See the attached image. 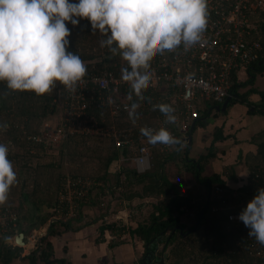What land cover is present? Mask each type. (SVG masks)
<instances>
[{"label": "trees", "instance_id": "trees-1", "mask_svg": "<svg viewBox=\"0 0 264 264\" xmlns=\"http://www.w3.org/2000/svg\"><path fill=\"white\" fill-rule=\"evenodd\" d=\"M68 27L72 33L69 37L71 44L68 50L82 58L88 69L87 74L101 69L105 63L108 69L118 72L117 66L113 65L117 57L110 52L106 57L101 56L96 32L93 33L87 19H80L79 25L75 26L68 23ZM247 69L249 73L247 79L237 81L236 73L233 76V96L230 104L238 101L244 103L250 93L257 91L261 95V102L254 105V113L264 114V91H258L253 87L239 92L240 87L254 83L257 71L264 70V55L259 56ZM55 97H59L56 86L51 93L36 95L33 91L10 90L5 81H0V123L8 125L6 130H0V143L9 147L8 158L13 163L18 179L8 194L7 202L0 205V208H7L14 215L13 222L17 223L16 228L9 233L1 232L0 229V264H14L19 257L18 250L5 244L10 235L18 232L27 233L32 227L37 226H46L50 234L48 235L46 231L43 236L39 256L33 253L25 257L30 258L32 262L40 260L48 264L53 252L52 236L88 225V222L84 221L86 207L93 205L102 210L101 213H106L103 211L107 209V205H103L102 197L115 194L120 197L116 198L121 202L118 207L124 205L122 202L124 198H156L148 214H140L138 225L128 229L132 236L143 240L145 245L167 228L171 232L177 225H181L184 228L183 232H187L195 226L204 210L195 231L184 236L177 230L168 240V245L172 244L169 256L173 257L174 264H180L185 259L191 264H263L260 258H254L249 254V228L240 220H230L229 213L231 211L240 213L257 194V183L252 177L258 168L262 170V179L259 183L264 184V140L258 143L259 159L251 170L248 181L239 187H233L228 184L223 173L203 175L205 166L210 164L211 158L215 155L214 141L228 137L224 134L222 126L216 127L209 152L201 155L195 162L189 163L196 182L206 187L205 197L192 204L190 200H186L179 186L169 180L166 172L169 160L183 158L179 154L162 152L155 148L152 168L145 173H138L128 166L130 161L119 160L120 157L129 154L128 150L117 148L111 139L101 135L68 133L59 146L44 137L42 141L34 140L33 135H43L49 130L46 126L48 120L59 113L60 106L53 102ZM147 109L146 107L142 112L143 123L148 121L146 116L144 118ZM202 109L201 117L208 115L209 107ZM88 112L98 119H105L102 124L106 125L111 121L108 109L104 106L90 108ZM141 141L150 143L147 138H142ZM123 177L127 184H122ZM87 179L91 182L86 181ZM215 185H221L226 194L231 196L236 194L238 203L236 208L213 210L214 207L221 205L217 194L211 193L208 197L209 191ZM202 193L197 194L199 196ZM208 198L209 204L205 208ZM73 212L76 214L71 217ZM101 213L96 216H103ZM105 230L120 233L110 242L111 247L128 237V230H125L123 224L112 222L100 225V240L105 239Z\"/></svg>", "mask_w": 264, "mask_h": 264}, {"label": "clouds", "instance_id": "clouds-1", "mask_svg": "<svg viewBox=\"0 0 264 264\" xmlns=\"http://www.w3.org/2000/svg\"><path fill=\"white\" fill-rule=\"evenodd\" d=\"M80 19L90 22L93 33L98 30L106 36L101 47L126 61L121 78L131 87L129 99L134 94L143 101L151 82V61L166 51L181 46L188 51L202 42L209 6L208 0H0V81L10 90L36 95L51 93L59 82L75 93L88 69L79 55L68 50L72 34L68 23L79 25ZM139 106L131 104L133 122L138 119ZM157 109L166 123H175L172 105H153V110ZM7 127L0 123V130ZM140 131L153 145L179 146L177 151L183 147L166 127H143ZM8 157L9 147L0 143V205L7 202L18 182ZM238 219L249 228V236L264 245V187Z\"/></svg>", "mask_w": 264, "mask_h": 264}, {"label": "built area", "instance_id": "built-area-1", "mask_svg": "<svg viewBox=\"0 0 264 264\" xmlns=\"http://www.w3.org/2000/svg\"><path fill=\"white\" fill-rule=\"evenodd\" d=\"M208 6L209 22L202 42L188 51H184L183 46L174 52L166 51L151 61V82L144 92L143 101H139L134 94L129 99L131 87L121 78V69L127 67V63L119 55H116L118 59L115 58L113 62L118 72L108 69L105 63L101 69L88 73L79 82L75 93L67 91L57 82L59 97H55L53 102L61 106L60 119L54 129L46 124L50 131L53 130L55 139L67 135L71 130L107 137L117 148L128 150L129 154L119 160L130 161L133 166L129 167L138 173L149 171L153 165L154 146L146 141L141 142L142 138L146 139L140 131L143 127L157 130L161 127L168 128L183 142V147L177 151L179 146L155 144L156 148L176 155L182 153L190 122L201 117L200 108L209 102L221 103L232 97L234 74L243 67L248 68L259 56L264 55V0H208ZM96 39L101 56L106 57L110 51L100 44L106 36L97 30ZM132 103L140 105L135 122L129 116ZM160 103L173 106L175 123H166L164 114L158 109L153 110V105ZM100 106L108 109L111 118L106 125L102 124L105 119H98L88 112L90 108ZM146 107L150 108L144 114L148 121L143 123L142 112ZM48 134L51 132L33 135L32 138L42 141ZM252 179L257 183V190L264 187L263 183H259L262 179L260 168L254 171ZM214 189L221 205L213 210L237 207L236 194H226L221 185H215ZM239 214L231 211L229 219L238 221ZM13 220L15 217L7 208H0L1 232L9 233L14 230L17 223ZM28 239L32 241V249L37 247V233L29 234ZM249 240V254L260 258L264 264V245L254 237Z\"/></svg>", "mask_w": 264, "mask_h": 264}, {"label": "crops", "instance_id": "crops-1", "mask_svg": "<svg viewBox=\"0 0 264 264\" xmlns=\"http://www.w3.org/2000/svg\"><path fill=\"white\" fill-rule=\"evenodd\" d=\"M248 74V69L243 67L236 73L238 77L236 80H245L249 76ZM256 74L254 83L240 87L239 92L247 91L253 87L258 91H264V71L261 73L257 71ZM260 100L261 95L257 91H254L249 94L248 100L244 103L238 101L230 104V101L224 111L218 109L222 107L224 101L221 103L211 102L207 106L209 107L208 115H204L198 120L190 122L185 143L186 153L181 158L183 162H180L178 166L172 163L173 160L177 161L178 159H172L167 162V165H170L167 166V170H171L170 173L167 172L169 180L179 186L181 193L187 201L190 200L192 204H195L205 197L206 187L196 182L195 175L189 163L198 160L199 157L196 156L205 155L209 152L214 139L215 129L219 126H222L224 134L228 135V137L224 140L214 141L215 155L211 158L210 165L207 164L205 166L203 175L208 176L213 172L223 173L224 178L228 180V184L233 187H239L248 181L250 172L256 166L259 159V156H257L258 143L264 140V114L254 113V105H258L261 102ZM203 108L206 107L204 106ZM150 117L152 120L154 119L152 115ZM190 134L192 138L189 137ZM193 148L195 153L190 155L189 152ZM154 160L153 158L152 161ZM231 174L232 176L230 177ZM189 176H193L191 181L188 180ZM198 192L203 193L198 196ZM122 202L124 205L118 207L121 204L119 200L116 198H107V212L99 217L96 216L92 205L87 206L84 211V221H87L88 225L78 230H68L62 234L52 236L53 252L52 257H50L51 263L49 264L138 263L140 257L145 252V243L138 237L132 236L128 229L135 228L138 225L139 215L143 214V212L147 214L153 202H156V198H124ZM112 222L118 223L119 225L123 224L125 230H128V237L113 247L110 246V242L118 237L119 232L105 230V239L100 240V225ZM42 229L43 226L36 227L30 233L35 232L38 234V248L40 247V238L41 240L43 239ZM46 231L49 235V228ZM123 232L125 231L123 230ZM25 235L28 240L27 246H32L31 239H28L29 234ZM10 239L9 237L5 241V244L14 247L16 244H8ZM17 239L19 240V237ZM17 239L15 243L18 241ZM28 249L30 248L28 247ZM37 251L38 253L40 252L39 250ZM22 256L19 253V257L14 264L23 261V264H45L40 260L32 262L30 258Z\"/></svg>", "mask_w": 264, "mask_h": 264}, {"label": "flooded vegetation", "instance_id": "flooded-vegetation-1", "mask_svg": "<svg viewBox=\"0 0 264 264\" xmlns=\"http://www.w3.org/2000/svg\"><path fill=\"white\" fill-rule=\"evenodd\" d=\"M209 192H211V193H213V194H216V192H215V189L212 187L211 188V190L209 191ZM210 193V194H211ZM210 196V195H209ZM208 200H209V198H208ZM207 200V201H208ZM209 204V203H208ZM204 211V210H203ZM75 212H73V213H71V217H74L75 216ZM178 226H181V225H177L175 228H173L172 230H171V232H170V229L169 228H167V230H165V231H163V232H161V233H159L155 238H156V240H155V243H153V244H151L152 242H153V240L150 242V243H147V244H149V247H147V244L145 245V252H144V254L140 257V259L139 260H141V258H143L146 254H147V252L148 253H156V256H155V259H154V263L153 264H159V262L163 259L164 261L163 262H165V261H167L169 258L168 257H170L169 256V250H170V247L172 246V244H169L168 245V240L177 232V230H179L183 235L186 233V232H183L184 231V228H183V226H181L182 227V229H183V231H181L179 228H178ZM193 229V228H192ZM191 230V229H190ZM189 231V230H188ZM187 231V232H188ZM22 233H24V232H22ZM24 234H26V233H24ZM13 236V235H12ZM19 236V234H16V239H17V237ZM185 236V235H184ZM39 237V236H38ZM23 241H24V243H18L17 241H16V245L14 246V247H12L14 250H18V253H20V254H22L23 256H29V255H31V254H33V253H35L37 256H39V254H40V252L38 253V251L37 250H39L40 251V248L41 247H35L34 249H32V246H27V244H28V240L26 239V237H25V235H24V237H23ZM153 245V246H152ZM28 247L30 248V249H28ZM27 248V249H26ZM26 249V250H25ZM22 256V257H23ZM51 259V258H50ZM49 263H51V260H49ZM48 263V264H49Z\"/></svg>", "mask_w": 264, "mask_h": 264}, {"label": "rangeland", "instance_id": "rangeland-1", "mask_svg": "<svg viewBox=\"0 0 264 264\" xmlns=\"http://www.w3.org/2000/svg\"><path fill=\"white\" fill-rule=\"evenodd\" d=\"M80 30V29H79ZM264 71V70H263ZM263 71H260L259 73H261V72H263ZM257 75V74H256ZM205 107H207L208 106V103L207 104H205L204 105ZM61 107V106H60ZM59 119H60V109H59V113H57L56 114V116H53V117H51L50 118V120H48V122H47V124H49V126H51L52 127V129H54L57 125H58V122H59ZM51 132V134H48L47 135V139H49V141H52L53 142V144L54 145H56V146H59L60 144H61V142H62V140H64L65 139V137L67 136V135H64V136H62V137H58L57 139H55V137H54V134H53V130L52 131H50V129L49 130H47V133H49V132ZM72 132H75L74 130H71V131H69L68 133H72ZM45 134V133H44ZM3 136H5V135H2V137ZM95 136V135H94ZM152 144V143H151ZM154 146V149L156 148V145H153ZM190 153V155H192V154H194L195 153V151H194V148L189 152ZM56 155L58 154V153H55ZM183 154H185V148H184V150H183V152L182 153H180L179 155H183ZM199 155V154H198ZM196 157H200V156H196ZM199 159V158H198ZM178 161V162H177ZM177 161H175V160H173L172 161V163L175 165V166H178V164L180 163V162H182L181 161V159H178ZM124 163V162H123ZM125 165L127 164V163H124ZM210 165V164H209ZM128 166H133V164L132 163H130V165L128 164ZM167 166H170L169 164L167 165ZM210 168V167H209ZM169 169H170V167H169ZM166 172H168V173H170L171 172V170H167V167H166ZM67 178L69 177V175H67L66 176ZM191 178H193V176H189V181H191ZM70 179H72V178H70ZM70 179H69V181H70ZM69 181H67V186L69 185ZM86 181H90L89 179H87ZM91 182V181H90ZM188 183H190V182H188ZM122 184H127V182H126V180H125V177H123V183ZM194 186V185H193ZM90 187H91V185H90ZM196 188V187H195ZM89 189H91V188H89ZM119 192V191H118ZM83 196H85V195H83ZM103 199H102V201H104L103 203V205H107V198H120L119 197V195H104L103 197H102ZM93 206V205H92ZM94 207V212H95V214H98V213H101L102 212V210H99V209H97L96 208V206H93ZM110 209V208H109ZM108 209V210H109ZM98 210L100 211V212H98ZM98 212V213H97ZM103 212H107V209H105V211H103ZM101 214H103V213H101ZM143 214H146V212L144 213L143 212ZM147 214H148V212H147ZM142 215V214H141ZM192 222V220L190 221V223ZM38 227V226H37ZM34 228H36V227H32L26 234H30L31 232H32V230H34ZM46 226H43V231H41V233H42V237L43 236H45V234H46ZM20 232H18V233H16V234H19ZM16 234H14L13 236H11L10 238V241H8L9 243V245H11V244H16L15 243V240H16ZM17 242H19V241H17ZM20 243V242H19ZM21 244V243H20ZM27 249V248H26ZM25 249V250H26ZM169 259L167 260V261H165V262H163L162 264H174V261H173V257H168ZM15 261H17V260H15ZM24 263V261L23 262H21V263H18V264H23ZM116 264H118V263H116ZM180 264H191V263H189L188 262V259H185V260H183Z\"/></svg>", "mask_w": 264, "mask_h": 264}, {"label": "water", "instance_id": "water-1", "mask_svg": "<svg viewBox=\"0 0 264 264\" xmlns=\"http://www.w3.org/2000/svg\"><path fill=\"white\" fill-rule=\"evenodd\" d=\"M230 101H231V97H228V98L224 101L222 107H221V108L219 107L218 109H222V111H224V110L227 108V106H228V104H229ZM192 129H193V127H192ZM192 129H191V132H192ZM189 137L192 138V135L190 134ZM210 193H211V192H209V195H210ZM208 203H209V200L207 201V204H206L205 208H207ZM203 212H204V211H203ZM203 212H202V213L200 214V216L198 217V220H197L195 226L193 227V229H191V230H189L188 232H186V233L184 234L185 236L188 235L189 233L195 231V230L198 228V226H199V224H200V222H201V217H202ZM178 228H179L181 231H183V229H182L181 226H178ZM18 237H21V238H22V243H24V241H23L24 233H20ZM18 237H17V238H18ZM17 240H18V239H17ZM155 240H156V238L153 239V242H152L151 244L155 243ZM18 243H19V242H18ZM39 245H40V247H41V245H42V240H41V238H40V240H39ZM152 246H153V245H152ZM147 247H149V244H147ZM155 256H156V253H151V254H150V253L147 252V254H146L143 258H141V260H139L138 263H136V264H153V263H154ZM163 261H164V260L162 259V260L159 262V264H162Z\"/></svg>", "mask_w": 264, "mask_h": 264}, {"label": "bare ground", "instance_id": "bare-ground-1", "mask_svg": "<svg viewBox=\"0 0 264 264\" xmlns=\"http://www.w3.org/2000/svg\"><path fill=\"white\" fill-rule=\"evenodd\" d=\"M20 243H22V238L21 237H19V240H18Z\"/></svg>", "mask_w": 264, "mask_h": 264}]
</instances>
